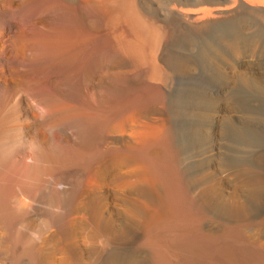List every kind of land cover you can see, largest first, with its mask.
I'll use <instances>...</instances> for the list:
<instances>
[{"label": "bare ground", "instance_id": "bare-ground-1", "mask_svg": "<svg viewBox=\"0 0 264 264\" xmlns=\"http://www.w3.org/2000/svg\"><path fill=\"white\" fill-rule=\"evenodd\" d=\"M236 1L0 0V264H264Z\"/></svg>", "mask_w": 264, "mask_h": 264}, {"label": "rangeland", "instance_id": "rangeland-1", "mask_svg": "<svg viewBox=\"0 0 264 264\" xmlns=\"http://www.w3.org/2000/svg\"><path fill=\"white\" fill-rule=\"evenodd\" d=\"M243 5H240L241 2H243ZM238 0L236 1L237 3V7L238 5L243 7V11L239 14L241 17L237 16L235 18V22L233 23L232 26H228L226 28L223 29V34H221V49H224L225 50V43L227 41V39L225 38H228V36L230 35L231 32H233V35L234 37H236L235 39V42L236 43V51L233 55L232 58H229V60H227V57L226 55L224 54L223 50L221 51L222 54H221V59H220V63H219V68L221 65H223L221 68H220V72H219V75L217 78L211 76V75H208L209 73V69H206V68H209V65L204 63L205 65H208V67L204 66V64L202 65V75L205 76V74L207 76H205L203 79H205V81H209V82H215V83H219V87H220V95L223 96V98H226V97H231L235 100V102H237L236 104V107H235V114L238 116L239 118L240 117H243L244 116H248V115H252V116H257L256 119H253L251 120L248 124V126H252L253 129H254V135L256 136L257 139H263L264 140V3H262L260 1V3H258L259 1H253V0ZM246 1V2H245ZM247 1L249 2H254L252 5H250V2L249 4L247 3ZM239 2V3H238ZM260 4L259 6L262 8V15L260 16V13H259V9L261 10V8H255L254 6L256 4ZM235 4V6H236ZM255 4V5H254ZM247 6V7H246ZM256 9H254L253 7ZM258 5H256L257 7ZM251 8L250 10H248L249 8ZM248 8V9H247ZM246 9V11H245ZM258 10V11H257ZM254 11V12H253ZM257 11V12H256ZM261 12V11H260ZM258 13V14H256ZM242 14V15H241ZM255 14V15H254ZM244 17V18H243ZM254 17V18H253ZM255 17H258V18H255ZM240 18V20H239ZM253 18V19H252ZM246 19V21H244ZM249 19V20H248ZM237 20V22H236ZM260 20V21H259ZM250 21V22H249ZM253 21V22H252ZM241 22V23H240ZM249 22V23H248ZM252 22V23H251ZM259 22V23H258ZM246 23V24H244ZM257 23V24H256ZM261 23V24H260ZM263 23V24H262ZM239 24V25H238ZM260 24V25H259ZM242 25V26H241ZM246 25V26H245ZM256 25H259V26H256ZM245 26V28L243 27ZM256 26V27H255ZM239 29H238V28ZM241 27V28H240ZM243 27V29H242ZM254 27V28H253ZM258 27V29H256ZM227 29V30H226ZM232 29V30H231ZM237 29V30H236ZM260 29H263L262 31ZM226 30V31H225ZM229 30V31H228ZM231 30V31H230ZM239 33H237L236 31ZM255 30V32L252 33V31ZM251 34H249L250 32ZM258 31V32H257ZM225 32H227L228 34H226ZM230 32V33H229ZM242 32V33H241ZM246 32V33H245ZM247 32H248V35H247ZM260 34V35H257V33ZM261 32V33H259ZM225 33V35H224ZM256 33V34H255ZM246 34V35H245ZM224 36V37H223ZM250 36V38H249ZM256 36V40L255 42H257V44L260 43L261 47L257 50V45L255 46L256 49H253L254 48V44L252 41H254L255 37ZM258 36V37H257ZM239 37V38H238ZM262 37V38H261ZM243 38V39H242ZM258 38V39H257ZM241 39V40H240ZM245 39V40H244ZM261 39V40H260ZM244 40V41H243ZM263 40V41H262ZM260 41V42H259ZM262 41V43H261ZM254 42V43H255ZM259 42V43H258ZM241 43V44H240ZM224 44V45H223ZM256 44V43H255ZM239 45V46H238ZM247 45H248V48H247ZM223 46V47H222ZM240 50H239V48ZM263 47V48H262ZM246 48V49H245ZM251 48V49H250ZM237 49H238V53H237ZM248 49V50H247ZM263 49V50H262ZM243 53H242V51ZM245 50V51H244ZM247 50V51H246ZM253 50H254V54L253 53ZM263 53H261L262 51ZM258 51V52H257ZM241 52V53H240ZM246 52V53H245ZM250 52V53H248ZM260 52V53H259ZM240 53V54H239ZM257 53V55H256ZM254 56H252V55ZM261 54V55H260ZM224 55V56H222ZM256 56V57H255ZM225 57V58H224ZM234 58V59H233ZM255 58V59H254ZM226 59V60H225ZM225 60V61H224ZM232 60V61H230ZM255 60V61H253ZM223 61V62H222ZM230 61V63H229ZM250 61V62H249ZM248 62V64H246ZM223 63V64H222ZM232 63V64H231ZM250 64V65H249ZM204 67V68H203ZM232 67V68H231ZM235 67V68H234ZM231 68V69H230ZM205 69V71H204ZM237 70L234 72L233 74V70ZM240 69V70H239ZM207 70V71H206ZM246 72H244V71ZM240 72V73H238ZM245 73V74H248V75H245L244 76L248 79L246 80H239L238 77L240 75L243 76L242 73ZM222 73V74H221ZM239 75H238V74ZM224 74V75H223ZM227 74V75H226ZM231 75V76H230ZM233 75H236V76H233ZM238 75V76H237ZM243 76V77H244ZM247 76H250L251 81H250V78L247 77ZM220 77V78H219ZM223 77V78H222ZM226 77V78H225ZM233 77V78H232ZM225 78V79H224ZM225 81H224V80ZM227 79V80H226ZM233 80V81H231ZM228 81V82H227ZM223 84V85H222ZM234 85L235 88L232 89L234 86H232V88L228 91V89L226 88L227 85ZM225 85V86H224ZM225 88H224V87ZM225 89V90H224ZM224 91V92H223ZM226 92V94H225ZM228 92V93H227ZM224 94V95H223ZM221 96V98H222ZM243 114V115H242ZM259 120V121H258ZM257 123H259L257 125ZM255 125V126H254ZM263 125V126H262ZM245 126H247V124H245ZM262 128V129H261ZM262 131V132H261ZM259 132V134H258ZM263 136V138H262ZM241 177H237L236 178V181H240Z\"/></svg>", "mask_w": 264, "mask_h": 264}, {"label": "crops", "instance_id": "crops-1", "mask_svg": "<svg viewBox=\"0 0 264 264\" xmlns=\"http://www.w3.org/2000/svg\"><path fill=\"white\" fill-rule=\"evenodd\" d=\"M260 46H261V45H259V46L257 45V47H260ZM258 49H259V48H258ZM241 79L244 80L245 78H244L242 75H240L239 80H241Z\"/></svg>", "mask_w": 264, "mask_h": 264}]
</instances>
